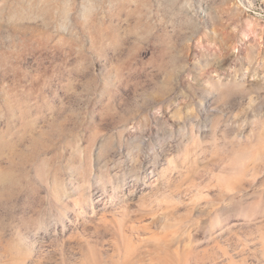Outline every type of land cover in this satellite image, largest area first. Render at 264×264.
Masks as SVG:
<instances>
[{"label":"clouds","instance_id":"1","mask_svg":"<svg viewBox=\"0 0 264 264\" xmlns=\"http://www.w3.org/2000/svg\"><path fill=\"white\" fill-rule=\"evenodd\" d=\"M0 264H264V0H0Z\"/></svg>","mask_w":264,"mask_h":264}]
</instances>
